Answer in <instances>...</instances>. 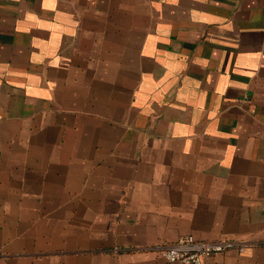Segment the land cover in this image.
I'll return each instance as SVG.
<instances>
[{
	"label": "crops",
	"instance_id": "0c3cea01",
	"mask_svg": "<svg viewBox=\"0 0 264 264\" xmlns=\"http://www.w3.org/2000/svg\"><path fill=\"white\" fill-rule=\"evenodd\" d=\"M186 236L264 264V0H0V264Z\"/></svg>",
	"mask_w": 264,
	"mask_h": 264
},
{
	"label": "built area",
	"instance_id": "2783aa9c",
	"mask_svg": "<svg viewBox=\"0 0 264 264\" xmlns=\"http://www.w3.org/2000/svg\"><path fill=\"white\" fill-rule=\"evenodd\" d=\"M231 247L233 244L228 242H204L186 236L164 248L161 253L169 264H203L204 258L222 254Z\"/></svg>",
	"mask_w": 264,
	"mask_h": 264
}]
</instances>
